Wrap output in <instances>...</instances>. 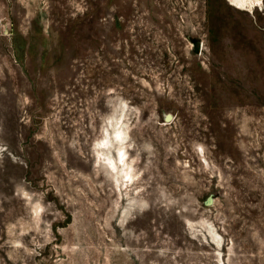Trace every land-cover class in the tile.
<instances>
[{"label": "rangeland", "instance_id": "374dc122", "mask_svg": "<svg viewBox=\"0 0 264 264\" xmlns=\"http://www.w3.org/2000/svg\"><path fill=\"white\" fill-rule=\"evenodd\" d=\"M0 264H264V2L0 0Z\"/></svg>", "mask_w": 264, "mask_h": 264}, {"label": "bare ground", "instance_id": "6f19581e", "mask_svg": "<svg viewBox=\"0 0 264 264\" xmlns=\"http://www.w3.org/2000/svg\"><path fill=\"white\" fill-rule=\"evenodd\" d=\"M228 3L236 8L237 10H251L253 8H257V7H262V4L264 2V0H227ZM121 123V122H120ZM121 126V125H120ZM117 129V128H116ZM115 130V129H113ZM110 131V130H109ZM111 132V131H110ZM110 134V133H109ZM114 134V138L117 139V141L119 142H122L123 141V134H122V131L120 130H116L113 132ZM111 135V134H110ZM111 137V136H110ZM111 140V139H110ZM115 141V140H114ZM113 142V141H111ZM118 142V143H119ZM112 145V144H111ZM115 145V144H114ZM103 146H105V143L103 144ZM117 146V144H116ZM115 147V146H114ZM111 149V148H110ZM118 149V148H117ZM116 153V152H115ZM116 155V154H114ZM117 161H118V164L121 166V167H124L125 166V153L119 149L117 151ZM111 163V166L113 169H115V164L113 162H110ZM127 163V162H126ZM127 166V165H126ZM125 172V171H123ZM125 175L128 176V179L130 180L131 177L127 174V173H124ZM38 214V213H37ZM36 215V214H35Z\"/></svg>", "mask_w": 264, "mask_h": 264}, {"label": "water", "instance_id": "95a60500", "mask_svg": "<svg viewBox=\"0 0 264 264\" xmlns=\"http://www.w3.org/2000/svg\"><path fill=\"white\" fill-rule=\"evenodd\" d=\"M194 49L195 51H197L199 49V44L196 43L194 45ZM165 119L166 121H168L170 119V116L168 115ZM211 203H212V196H209L205 201V205H210Z\"/></svg>", "mask_w": 264, "mask_h": 264}]
</instances>
